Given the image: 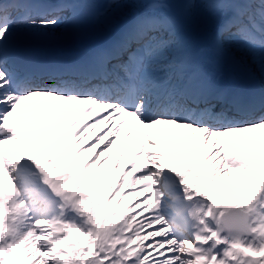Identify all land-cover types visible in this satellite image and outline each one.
I'll return each mask as SVG.
<instances>
[{
    "label": "snow or ice",
    "instance_id": "1",
    "mask_svg": "<svg viewBox=\"0 0 264 264\" xmlns=\"http://www.w3.org/2000/svg\"><path fill=\"white\" fill-rule=\"evenodd\" d=\"M205 3L264 53V0ZM48 7L0 0V264H264V97L230 118L206 78L161 79L177 25L152 15L40 83L7 46L56 26Z\"/></svg>",
    "mask_w": 264,
    "mask_h": 264
},
{
    "label": "bare ground",
    "instance_id": "2",
    "mask_svg": "<svg viewBox=\"0 0 264 264\" xmlns=\"http://www.w3.org/2000/svg\"><path fill=\"white\" fill-rule=\"evenodd\" d=\"M82 1H84V0H82ZM71 3H73V1H71ZM132 7H133L132 6V3L129 2V1L121 4V9L123 11H125V12H129ZM135 9H137V7ZM83 12H85V10H83ZM60 13H64V11H60L59 14ZM52 16H54V15H52ZM128 16H129L130 19L132 18V16H130V15H128ZM78 34H80L79 30L77 28H72L70 30V32H69V35H68L67 39H69V40L70 39H73ZM23 47L27 49V54L33 55V54H35L37 52L36 50H39V49H42L43 48V43L41 41H39L38 38H35L32 41H25V45ZM24 48H22V50L25 53ZM22 58L27 59V55L26 54H22ZM190 59H193V58H190ZM204 60L207 63H209V61L206 58ZM189 63H191L189 60L183 59V66H186ZM246 64L247 65H254V67L256 68V70H258L260 73L264 71V67H263L262 63L258 62L255 58L250 59L249 61L246 62ZM193 65H194V62L192 64H190V66H193ZM202 77L203 78H206L207 80L210 79L209 77L208 78L205 77L204 74H203V71L201 70L200 77L199 78H202Z\"/></svg>",
    "mask_w": 264,
    "mask_h": 264
},
{
    "label": "rangeland",
    "instance_id": "3",
    "mask_svg": "<svg viewBox=\"0 0 264 264\" xmlns=\"http://www.w3.org/2000/svg\"><path fill=\"white\" fill-rule=\"evenodd\" d=\"M113 7H114V5H112V6H110V7L107 6V7L105 8V12H106L107 14L110 13ZM102 9H103V8H102ZM98 11H99V10H98ZM100 13H101V12H100ZM198 22H199V20H195V21H194V25L197 26ZM207 24H208V22L205 21L204 24H203V22H202V23H200V24H198V25H200V27H201V26H205V25H207ZM42 29H43V28H42ZM56 29H59V28L57 27V28H55V29H53V30H56ZM205 29H207V28L205 27ZM44 30L48 32L47 29H44ZM53 30H52V31H53ZM52 31H51V32H52ZM37 33H38V32H37ZM255 75H257V77H259V74L256 73Z\"/></svg>",
    "mask_w": 264,
    "mask_h": 264
}]
</instances>
